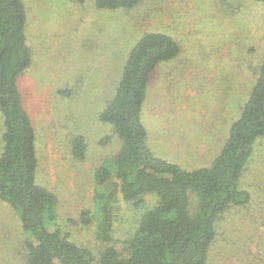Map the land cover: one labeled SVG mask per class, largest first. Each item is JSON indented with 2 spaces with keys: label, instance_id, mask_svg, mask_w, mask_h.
Masks as SVG:
<instances>
[{
  "label": "rangeland",
  "instance_id": "obj_1",
  "mask_svg": "<svg viewBox=\"0 0 264 264\" xmlns=\"http://www.w3.org/2000/svg\"><path fill=\"white\" fill-rule=\"evenodd\" d=\"M22 1L33 61L19 86L37 129V183L58 196L50 228L58 227L98 255L94 195L103 187L93 174L119 150L121 140L97 116L115 91L129 50L148 31L179 42V54L153 72L140 116L157 155L188 169L206 166L240 117L257 77L264 5L254 0H142L133 9L98 10L94 0L82 5ZM2 131L0 112V150ZM76 134L85 136L82 161L70 153L69 140ZM255 143L242 179L251 200L220 220L208 264H264V139ZM156 201L147 194L136 207L118 191L112 235L119 251L123 245L118 241L135 232L141 214ZM195 203L192 199V209ZM83 211L93 217L88 225L80 220ZM25 237L18 214L0 201V264H27Z\"/></svg>",
  "mask_w": 264,
  "mask_h": 264
},
{
  "label": "trees",
  "instance_id": "obj_2",
  "mask_svg": "<svg viewBox=\"0 0 264 264\" xmlns=\"http://www.w3.org/2000/svg\"><path fill=\"white\" fill-rule=\"evenodd\" d=\"M84 4L86 0H71ZM142 0H94L98 10L133 9ZM264 5V0H254ZM28 16L22 0H0V112L3 117L0 150V201L19 216L25 232L27 264H208L219 222L235 207H245L251 193L243 187L245 169L258 138L264 139V48L255 82L241 114L211 163L185 168L155 153L147 143L141 109L156 67L180 52L175 37L160 31L143 33L129 50L114 93L97 118L110 124L121 140L119 150L94 170L99 221V254L80 246L58 227V196L37 183L39 166L37 129L19 86L33 61L27 38ZM68 95V90H58ZM108 138V136L106 137ZM73 158L82 161L85 136L69 140ZM116 179L118 182H115ZM118 191L124 200L140 206L147 194L156 196L135 232L120 242L113 238L112 202ZM195 200L194 209L191 208ZM82 224L93 220L80 214Z\"/></svg>",
  "mask_w": 264,
  "mask_h": 264
}]
</instances>
